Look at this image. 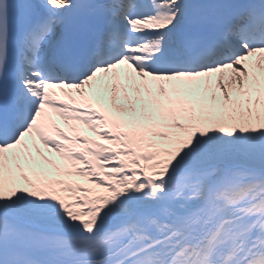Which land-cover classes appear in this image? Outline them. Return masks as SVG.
Returning <instances> with one entry per match:
<instances>
[{"label": "snow or ice", "instance_id": "obj_1", "mask_svg": "<svg viewBox=\"0 0 264 264\" xmlns=\"http://www.w3.org/2000/svg\"><path fill=\"white\" fill-rule=\"evenodd\" d=\"M0 264H264V0H0Z\"/></svg>", "mask_w": 264, "mask_h": 264}]
</instances>
